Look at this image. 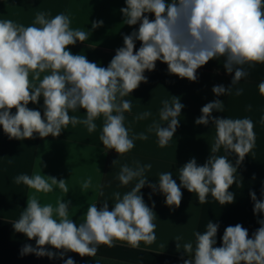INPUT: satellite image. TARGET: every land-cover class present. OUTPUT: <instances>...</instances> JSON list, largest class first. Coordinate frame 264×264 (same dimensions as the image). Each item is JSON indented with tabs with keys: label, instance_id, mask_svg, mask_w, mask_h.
I'll list each match as a JSON object with an SVG mask.
<instances>
[{
	"label": "clouds",
	"instance_id": "9594fccd",
	"mask_svg": "<svg viewBox=\"0 0 264 264\" xmlns=\"http://www.w3.org/2000/svg\"><path fill=\"white\" fill-rule=\"evenodd\" d=\"M120 9L128 26L139 24L138 30L123 36V47L116 49L107 67L90 62L85 55H73L69 45L85 42L88 33L70 28V20L64 14L47 19L44 13L36 16L37 26L17 25L12 20H0V126L9 139H32L58 137L70 122L83 123L92 132L94 121L105 118L100 140L107 149L118 154L132 150L136 139L146 140L147 135H129L125 126V112L132 109L131 100L124 99L139 85L147 82L145 71H153L156 61L167 64L169 74L189 81L197 80V69L209 60L224 58L223 66L228 74L234 73L231 85L248 76L244 65L264 63V0H125ZM147 14H153L149 19ZM103 21L92 22V29ZM136 41L141 42L135 50ZM39 80L33 85L29 73ZM50 72L40 79V74ZM264 95V81L258 85ZM212 92L217 96L231 92V87L215 85ZM241 89L236 90L239 95ZM43 98V116L40 110L30 109L28 104L39 103ZM159 116L167 126L154 122L149 131H154L161 147L168 145L179 126V117L184 105L179 97L171 102L162 101ZM16 111L13 114L12 109ZM86 110V118L79 120L69 116V110ZM222 112L223 102L216 99L201 108L202 115L195 120L197 125L216 128V139L210 147L211 155L203 166L192 158L178 171L180 184L173 174L162 172L158 183H148L145 171L151 164L131 168L123 165L118 175L122 185L139 178L135 186L121 197L114 193L115 204L109 210L108 203L98 208H87L83 222L77 224L68 218V201L41 205L36 197L27 198V207L18 221L13 223L16 232L36 246L25 244L21 256L35 254L54 259L63 258L65 252H74L81 257H94L99 245L114 246V241L127 242L133 248L141 242L152 244L156 240L155 204H145L141 189L147 186L153 193L161 192L165 204L178 208L182 200L181 187L195 193L200 203H206L209 193L220 205L234 202V193L229 188L237 183V167L227 156H216L221 146L234 153L239 165L254 147V124L248 118L230 119L211 117L213 111ZM115 113V114H113ZM151 116L140 114L137 119ZM115 162V161H114ZM50 181V182H49ZM16 184H24L37 192H52L58 186L69 191L66 181L41 174H20ZM91 180L84 182L89 187ZM256 215L264 213V199H257L254 191L249 193ZM264 197V189L261 193ZM151 198V197H150ZM54 213L55 217L54 218ZM249 238L241 224L227 226L222 236V245L215 247L219 224L208 221L204 233L196 232L195 247L192 242L183 244L189 256L183 264H264V219ZM181 237H176L178 242ZM52 246L56 253L48 250ZM177 248H180L179 243ZM64 264H75L69 257Z\"/></svg>",
	"mask_w": 264,
	"mask_h": 264
},
{
	"label": "crops",
	"instance_id": "0c3cea01",
	"mask_svg": "<svg viewBox=\"0 0 264 264\" xmlns=\"http://www.w3.org/2000/svg\"><path fill=\"white\" fill-rule=\"evenodd\" d=\"M125 0H0V20H12L17 25L37 26L36 16L44 13L47 19L57 14H64L70 20V28L88 33L85 42L69 45L73 54L85 55L90 62L107 67L114 57L116 49L123 47V36L138 30L139 24L128 26L120 9L125 7ZM154 19L153 14H147ZM103 21V25L92 29V22ZM141 46L136 41L135 50ZM224 58L209 60L197 69L196 81L181 79L169 74L165 63L156 61L153 71H145L147 82L124 99L131 100L132 109L125 112V126L129 135L140 133L148 139H136L134 148L127 153L118 154L114 149L103 146L100 136L105 118L98 117L97 125L92 132L87 125L71 122L62 129L58 137L49 135L40 138L34 133L32 139H9L0 126V264H64L71 257L75 264H84L85 258L74 252H65L63 258L49 259L47 256L37 257L35 254L21 256L25 244L36 246L35 239L29 240L24 234L16 232L13 223L19 220L27 207V198L36 197L41 205L51 204L55 209L57 201H68V218L75 223L83 222L87 208L96 204L98 208L107 202L111 211L115 204L114 193L121 197L130 191L139 178L133 179L128 185H122L118 179L123 165L136 168L137 165L151 164L145 171L148 183H158L159 174L170 171L179 185V169L190 159L195 158L198 166H203L211 155L210 147L216 139V128L211 118L207 126L197 125L201 108L209 102L219 99L223 102V111H213L211 117L242 119L248 118L253 124L255 143L244 160L237 165L238 157L227 152L223 146L214 155L227 156L233 166L237 167V186L234 183L229 191L235 199L231 204L220 205L209 193L207 202L200 203L195 193L181 187L183 193L178 208L170 209L165 204L166 197L159 191L153 193L145 185L141 194L146 205L153 211L156 219V240L152 244L140 243L133 248L124 241H114V246L99 245L94 257L117 261L125 264H183L189 256L183 250V244L192 242L195 247V233H204L208 221L219 224L215 247L222 245V236L227 226L241 224L248 230L249 238L260 227L258 220L264 219V213L253 212V201L249 195L254 191L257 199L262 197L264 189V95L259 92L258 85L264 81V63L244 65L248 76L231 85L234 73L228 74L223 66ZM45 72L40 74V79ZM29 80L38 85L39 80L34 73H29ZM215 85L231 87V92L217 97L212 88ZM242 92L237 95L236 90ZM172 97H179L184 105L179 117V126L168 145L161 147L154 131L149 128L154 122L167 126L161 121L159 112L162 101L171 102ZM30 109L40 110L43 116V98L39 103H29ZM15 108L12 109L14 114ZM151 112L144 119L137 117ZM69 116L79 120L86 118V110H69ZM115 114V113H113ZM115 161V162H114ZM20 174H41L64 179L69 189L63 192L58 186L53 191L44 193L30 189L24 184H16L15 177ZM91 180L89 187L83 184ZM50 182V181H49ZM151 197V198H150ZM54 218L55 213H54ZM181 237L177 242L176 237ZM179 243L180 248H177ZM48 250L59 253L52 246Z\"/></svg>",
	"mask_w": 264,
	"mask_h": 264
},
{
	"label": "trees",
	"instance_id": "16d2710c",
	"mask_svg": "<svg viewBox=\"0 0 264 264\" xmlns=\"http://www.w3.org/2000/svg\"><path fill=\"white\" fill-rule=\"evenodd\" d=\"M84 264H125V263L86 256Z\"/></svg>",
	"mask_w": 264,
	"mask_h": 264
}]
</instances>
